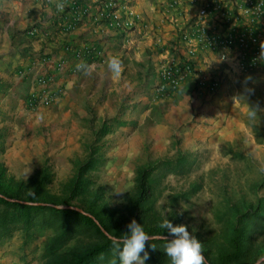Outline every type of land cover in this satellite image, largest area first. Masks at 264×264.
Wrapping results in <instances>:
<instances>
[{"label":"rangeland","instance_id":"rangeland-1","mask_svg":"<svg viewBox=\"0 0 264 264\" xmlns=\"http://www.w3.org/2000/svg\"><path fill=\"white\" fill-rule=\"evenodd\" d=\"M161 7L164 11L162 3ZM139 15L138 26L143 22L141 12ZM138 26L130 31L137 34L144 25ZM146 28V33H153L154 29ZM175 39L168 40V55L174 52L178 34ZM158 42L159 50L165 48L167 40ZM149 47L145 62L130 63L119 76L105 69L93 82L88 81L83 95L75 86L64 94L63 88L58 89V95L49 86L46 91L53 93L54 99L44 104L41 100L47 92L39 84L20 97L23 108H18L21 99L16 93L8 94L0 87V151L9 138L28 141L33 154L35 149L44 150V163L37 165L35 172L47 167L53 174L45 188L50 206L92 209L104 217L112 231L122 225L121 234L128 231L126 225L133 218L154 238L167 235L159 226L164 219L174 226L187 225L190 234L203 244L206 263L231 248L234 227L246 226L249 248L245 256L229 264H256L261 259L259 264H264V60L251 70L226 71L216 56L203 85L191 78L178 89L158 91L153 59L157 51ZM246 77L250 79L245 83ZM3 83L0 80V86ZM216 98L219 103H213ZM105 122L109 132L100 137ZM91 144L101 160L86 174V192L65 204L66 187L78 164L88 158ZM52 150L57 154L48 155ZM61 151L64 154H59ZM0 165L17 180L29 178L16 177L1 158ZM142 170L148 175V191L138 200ZM114 187L124 193L112 195ZM44 217L40 215L27 230L22 223H12L13 232L3 236L0 246L18 244L21 260L45 264L48 243L57 234L52 226L42 223ZM102 230L108 237L114 236L103 226ZM15 233L17 243L12 241ZM102 239L86 231L74 236L63 250ZM165 244H158L161 264H170L163 251ZM145 250L151 258V247L145 245ZM113 262L120 264L111 250L97 264ZM146 264L153 262L149 259Z\"/></svg>","mask_w":264,"mask_h":264},{"label":"crops","instance_id":"crops-1","mask_svg":"<svg viewBox=\"0 0 264 264\" xmlns=\"http://www.w3.org/2000/svg\"><path fill=\"white\" fill-rule=\"evenodd\" d=\"M160 1L121 0L122 3L132 4L139 13L141 12L143 22L139 24L138 29L142 25L144 27L137 30L136 34L130 31L128 26L121 30L117 29L112 23L98 15L97 7L91 0H80L81 5L89 6V11L86 15L79 17L75 29L69 33L60 30V24L70 19L72 15L68 4L65 9L58 8L62 0H0V80L4 82L3 86H0L1 90L8 94L16 93L20 98L30 90L39 88V77L46 76L52 77L50 87L52 92L57 91V95L60 93L58 89L63 88L64 94L69 93L74 86L83 95L86 93L85 88L88 81L93 82V79L100 76V72L107 69L105 58L109 53L120 58L123 69L129 67L134 61L145 62L144 60L148 58L149 45L157 51L156 56L153 57L156 60L155 66H157L161 54L170 52L171 47H169L168 40L172 38L176 40L175 37H177V31H174L175 26L165 17ZM196 7V5H189L191 14L195 12ZM146 27L149 31L154 29L153 33H146ZM155 37L157 41H154ZM158 40L162 43L167 40L165 48L161 47L162 49L159 50ZM67 45L82 51L93 47L100 51V54H97L96 50L87 54L86 63L94 66L91 76L74 71L81 61L77 60L72 52L67 51ZM182 53L185 51L182 50ZM216 56L214 53L207 56L198 55L199 70L206 77L210 72L211 63L218 60ZM46 58L47 60H44ZM63 60L64 66L58 67L59 62ZM214 74L217 76L216 73ZM70 81L72 82L71 87H69ZM193 81L195 82L194 79ZM218 93L221 95L220 90ZM55 99L57 102L60 96ZM216 100L217 98L213 103H219ZM18 108H23L22 99ZM221 120L220 118L219 121ZM28 144V141L23 143L19 138L18 140L9 138L5 148L0 151V158L5 160L9 172L16 177H30L35 172L36 166L44 163V150L35 149V156L30 151L31 149L27 148ZM63 152L59 154H64ZM55 154H57L56 150L48 153L51 156ZM34 157H36L35 161H33ZM17 239L18 235L15 233L12 241L17 243ZM6 245L0 246V264H42L40 261L21 260L18 244L8 246L7 243Z\"/></svg>","mask_w":264,"mask_h":264},{"label":"built area","instance_id":"built-area-1","mask_svg":"<svg viewBox=\"0 0 264 264\" xmlns=\"http://www.w3.org/2000/svg\"><path fill=\"white\" fill-rule=\"evenodd\" d=\"M91 2L97 7L98 15L117 28L128 26L135 29L141 20L138 11L121 0ZM66 4L71 8L72 15L60 24V30L69 33L75 29L79 17L87 14L89 6L81 5L80 0H62L64 9ZM162 5L179 39L175 41L172 54H161L156 67L158 91L178 89L186 79L191 78L198 86L203 85L206 76L199 70L200 54H216L226 71L227 68L247 71L258 66L260 44L264 41V28L261 26L264 25V0H163ZM189 5L197 6L193 14ZM66 49L77 60L84 62L89 52L96 50L100 54L94 47L82 51L67 45ZM64 63V60L59 62L58 67L62 68ZM38 81L46 93L52 77L40 76ZM53 99L54 94L47 92L41 101L48 104Z\"/></svg>","mask_w":264,"mask_h":264},{"label":"trees","instance_id":"trees-1","mask_svg":"<svg viewBox=\"0 0 264 264\" xmlns=\"http://www.w3.org/2000/svg\"><path fill=\"white\" fill-rule=\"evenodd\" d=\"M122 122L125 123L120 121V123ZM108 132L109 127L105 122L99 129V135L102 137ZM97 151L91 144L88 158L78 164L75 175L66 187L67 195L63 198V203L70 204L86 192L88 186L86 174L95 168L101 160L95 156ZM6 173V167L0 165V207H2L0 210V240L4 235L13 232V228L10 227L12 223H22L24 230H27L40 215H45L42 223L45 226H52L57 234L48 243L45 264H97L101 256L107 255L112 250L111 238L104 233L102 226L114 236H119L122 225H118L112 231L104 217L92 209H86V213H83L70 207L57 208L48 205V195L45 188L53 181V174L47 167L38 170L27 180H17ZM147 179L146 170H142L139 176L138 200H142V197L146 196L148 191ZM31 193H35V195L33 196ZM247 230L246 226L234 227L230 238L231 248L221 252L217 260L209 261L210 264H229L245 256V252L249 248L247 246L249 240ZM86 231H90L92 235H98L103 239L74 250H63L74 236ZM163 231L167 234L166 229ZM166 242L163 238H154L146 242V246L151 247L152 243L157 246L150 258L153 264H161L162 254L158 244Z\"/></svg>","mask_w":264,"mask_h":264},{"label":"clouds","instance_id":"clouds-1","mask_svg":"<svg viewBox=\"0 0 264 264\" xmlns=\"http://www.w3.org/2000/svg\"><path fill=\"white\" fill-rule=\"evenodd\" d=\"M62 10L63 5H58ZM259 59L264 60V41L260 44ZM108 71L113 76H119L122 72V61L120 58L112 53H109L105 58ZM77 71L82 72L85 76H91L94 70L93 65H88L81 61L77 64ZM250 77L245 78V83ZM72 82H69V87ZM112 195H121L124 192L119 191L116 187ZM33 196L35 193H31ZM166 229L167 235L163 237L167 242L163 246V251L166 257L169 258L170 264H206V258L203 252V244L188 231L187 225L174 226L169 219H164L159 225ZM128 231L119 236H112V252L113 255L118 256L120 264H146L150 259V254L145 250L147 241L154 239L149 236L142 224L138 223L133 218L127 225ZM171 237V238H169ZM152 251H156L157 246L151 244ZM143 253V255H141ZM115 264V262H113Z\"/></svg>","mask_w":264,"mask_h":264},{"label":"water","instance_id":"water-1","mask_svg":"<svg viewBox=\"0 0 264 264\" xmlns=\"http://www.w3.org/2000/svg\"><path fill=\"white\" fill-rule=\"evenodd\" d=\"M76 208V207H75ZM77 210H79V211H81V212H83V213H86L85 211H83L82 209H80V208H76ZM262 261V259L261 260H259L256 264H259L260 262ZM208 264H210L209 262H207Z\"/></svg>","mask_w":264,"mask_h":264}]
</instances>
